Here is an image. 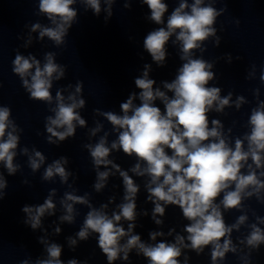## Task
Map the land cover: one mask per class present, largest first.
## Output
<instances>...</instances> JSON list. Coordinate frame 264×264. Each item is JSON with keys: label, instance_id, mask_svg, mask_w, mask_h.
<instances>
[{"label": "clouds", "instance_id": "1", "mask_svg": "<svg viewBox=\"0 0 264 264\" xmlns=\"http://www.w3.org/2000/svg\"><path fill=\"white\" fill-rule=\"evenodd\" d=\"M117 2L38 0L36 14L46 17L49 23L37 21L25 25L28 28L26 36L18 38L24 41L22 47L25 49L32 46L34 39L44 41L45 38L61 48L67 43L70 29L78 22L77 4L85 12L91 10L97 18L103 12L107 24ZM122 2L129 10L133 3L146 5L149 15L145 19L158 27L143 39V50L152 63H144L141 74L134 77L136 91L120 102L119 112L93 110L94 117H102L111 125L110 131L105 130L100 119H94V126L88 127L87 120L81 115V110L86 107L82 81L57 88L53 96L54 82L66 77L67 67L57 63L56 52H45L41 60L17 50L12 61V72L19 77L29 99L46 104L51 113L44 118L46 142L59 146L74 138L77 128H87L89 142L82 148L87 150L95 173L93 192L102 193L110 178L117 176L123 187L119 203L116 195H112L107 202L96 206L92 192L78 194L79 189L75 187L78 176L69 170V158L60 156L46 163L47 157L35 146L21 148L23 129L12 118V109L0 103V167L9 176L16 175L22 171L16 158L22 155L27 157V166L33 174L43 168V182L54 183L59 178L60 184L66 186L59 199L58 190L51 188L43 203L22 206L24 225L43 233L37 237V242L43 246L45 255L35 261L26 258L20 264H65L63 245L50 237L62 233L61 225L76 223L80 215L77 205L88 211L79 230L66 237L68 248L75 251L81 242L95 238L107 264L118 261L130 264L133 253L143 257L147 264H190L189 252L200 256L206 249H210V264H223L229 253L237 256L241 264H252L253 253H258L264 245V216L258 215L246 201L255 198L257 203L264 205V100L260 99L259 87L251 90L255 106L251 107L243 125L247 130L234 136L236 121L232 127L225 128L221 119H210L209 114L215 112L226 116V109L240 111L251 102L244 95L233 98V91L222 95V88L212 85L217 79L216 63L223 59L231 64L230 53L211 61L203 57L209 41L214 47L221 43L216 23L227 11L228 0H176L177 6L170 14L167 0ZM217 3H223L225 7L218 9ZM239 23L235 20L237 26ZM33 33L38 35L34 38ZM169 42L177 48L182 63L173 79L161 80L158 85L151 76L152 64L158 68L166 66ZM258 78L264 85V67ZM245 79H257L254 63ZM113 135L115 138L110 140ZM119 152L134 158L135 163L128 169L122 168L113 157V153ZM137 178L143 180L147 194L145 203L153 206L151 213L147 209L138 211L141 184ZM22 183L30 184L27 179ZM8 186L3 171H0V202L4 200ZM58 205L61 214L52 221L49 233L44 219L56 216ZM170 206L179 208L183 220L187 221L179 232L175 227H169L167 232L163 230L166 210ZM233 211L241 214L229 224L225 213ZM149 216L156 229L148 232L146 241L136 228L141 217ZM241 229H247L246 234L241 233ZM234 232L241 233L236 242ZM66 264H88V261L70 258Z\"/></svg>", "mask_w": 264, "mask_h": 264}]
</instances>
